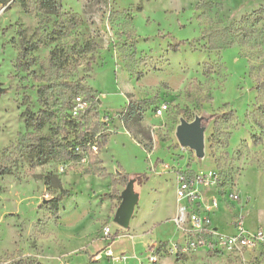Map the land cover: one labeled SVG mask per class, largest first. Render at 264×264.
<instances>
[{
  "label": "rangeland",
  "instance_id": "obj_1",
  "mask_svg": "<svg viewBox=\"0 0 264 264\" xmlns=\"http://www.w3.org/2000/svg\"><path fill=\"white\" fill-rule=\"evenodd\" d=\"M263 7L61 0L47 13L37 0L0 3V168L10 169L0 175V264H264ZM129 102L139 127L121 121ZM28 113L42 127L26 125ZM210 115L201 151L181 146L177 127ZM51 143L60 152L39 163ZM75 143V158L61 154ZM126 174L148 179L132 183L137 204L122 228L113 218ZM171 177L175 192L180 178L190 183L188 199L167 191ZM179 205L189 215L177 227ZM243 232L260 239L226 242Z\"/></svg>",
  "mask_w": 264,
  "mask_h": 264
},
{
  "label": "trees",
  "instance_id": "obj_2",
  "mask_svg": "<svg viewBox=\"0 0 264 264\" xmlns=\"http://www.w3.org/2000/svg\"><path fill=\"white\" fill-rule=\"evenodd\" d=\"M7 1L8 0H0V3L4 4ZM37 1L39 4V7L47 13H57L61 10V0H37ZM21 4H22V6H25L23 1ZM262 10H264V7ZM87 45L88 44L86 43V46ZM215 117H216V115H210L208 117H201L200 118V126L201 127L207 126L208 122L210 120L214 119ZM140 120H141V117H140L139 109L136 107L134 102H129L128 106L126 107L124 112L121 114V121L124 124H128V122L131 121L137 127H139L140 126ZM34 121H37L38 127H42V124H43L42 121H40L39 119H36L34 117V115L31 113L26 114V117H25L26 125H28L30 122H34ZM77 144H79V143H75L71 147V149H70L71 151H68V149L62 150L61 154L66 155V156L69 155L68 158H70L71 153H73V150L76 148ZM48 147H49L48 153H45V151L41 150L40 155H39V159H38L39 163L47 162L48 159L53 158V156H55L57 153L60 152V146H58V145L51 143V144H49ZM75 156L76 155H72L71 158H75ZM8 173H10L9 168H6V167L0 168V175H4V174H8ZM107 176H109V174L105 175V177H107ZM50 177H51V175H47L45 177V183L46 184H51L49 181ZM125 178H126L128 183L131 182L134 185H141L142 183L146 182L148 179L145 174H126ZM58 202H59V198L51 200V204H52L51 208L57 209ZM14 264H42V263L19 259Z\"/></svg>",
  "mask_w": 264,
  "mask_h": 264
},
{
  "label": "water",
  "instance_id": "obj_3",
  "mask_svg": "<svg viewBox=\"0 0 264 264\" xmlns=\"http://www.w3.org/2000/svg\"><path fill=\"white\" fill-rule=\"evenodd\" d=\"M200 118L192 123L182 122L176 129V137L179 144L199 152L202 148V132ZM132 183L122 191L121 202L116 209L114 222L122 228H127L137 204L138 194L134 192Z\"/></svg>",
  "mask_w": 264,
  "mask_h": 264
},
{
  "label": "built area",
  "instance_id": "obj_4",
  "mask_svg": "<svg viewBox=\"0 0 264 264\" xmlns=\"http://www.w3.org/2000/svg\"><path fill=\"white\" fill-rule=\"evenodd\" d=\"M83 108V103L82 99L80 97H76L74 101V114H77L78 111H80ZM166 109V106L159 107L157 109V114L160 115L162 112H164ZM93 151H97V146L92 145L91 146ZM78 149V147H76ZM60 171H63L61 168ZM190 183L185 181L184 179L180 178L177 182V187H176V199L178 202H181L183 199H188L189 196H191L192 193H190ZM189 215V212L187 211L186 207L184 205H179L177 215L175 216L173 223L179 227L181 226L186 220ZM108 229L106 230V233L108 234ZM261 233H254V234H249V233H240L239 235L227 237L226 242L229 245H237L239 244L240 246H252L255 244L258 239H260ZM107 254L112 255V250L110 247L107 248L106 251Z\"/></svg>",
  "mask_w": 264,
  "mask_h": 264
},
{
  "label": "crops",
  "instance_id": "obj_5",
  "mask_svg": "<svg viewBox=\"0 0 264 264\" xmlns=\"http://www.w3.org/2000/svg\"><path fill=\"white\" fill-rule=\"evenodd\" d=\"M156 183L158 184V186H160V179L158 178L157 179V181H156ZM162 184H164V186L166 185V186H169L168 187V189H167V191L169 192V191H172V193H173V196H174V200H175V178L174 177H171V180H169L168 182H165L164 180H163V182H162ZM167 188V187H166ZM175 210V209H174ZM174 214V213H173ZM113 244H114V242H113Z\"/></svg>",
  "mask_w": 264,
  "mask_h": 264
}]
</instances>
